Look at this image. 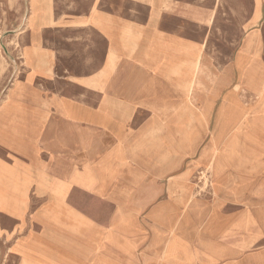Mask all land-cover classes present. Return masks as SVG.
<instances>
[{
    "label": "crops",
    "instance_id": "crops-1",
    "mask_svg": "<svg viewBox=\"0 0 264 264\" xmlns=\"http://www.w3.org/2000/svg\"><path fill=\"white\" fill-rule=\"evenodd\" d=\"M245 1L39 0L0 103V264H264V178L223 130L264 69Z\"/></svg>",
    "mask_w": 264,
    "mask_h": 264
},
{
    "label": "rangeland",
    "instance_id": "rangeland-1",
    "mask_svg": "<svg viewBox=\"0 0 264 264\" xmlns=\"http://www.w3.org/2000/svg\"><path fill=\"white\" fill-rule=\"evenodd\" d=\"M38 5L39 0H0V103L8 99L9 89L25 75L24 45L30 26L37 23ZM238 27L226 26V40L239 36L242 42L245 40L248 31L239 30ZM263 28L264 26H257L256 29L261 33ZM226 53H231L227 46ZM260 53L264 60V43ZM255 74L257 77L263 76L264 69H257ZM251 92L253 94L247 96V102L251 103L253 108L251 107V111L245 114L240 126L233 127L232 124L224 134L230 137L236 134L237 145H240L237 150L246 152L247 155L251 154V159L247 155L244 159L241 158L240 165H246L248 168L256 166L257 178L263 179L264 174L260 173L264 172V93L259 95L252 89ZM233 146V139H228L225 143V152L231 153L234 150ZM204 176L205 184H208L209 178ZM203 190L202 194L208 193L207 190ZM198 191L202 190L199 188Z\"/></svg>",
    "mask_w": 264,
    "mask_h": 264
},
{
    "label": "bare ground",
    "instance_id": "bare-ground-1",
    "mask_svg": "<svg viewBox=\"0 0 264 264\" xmlns=\"http://www.w3.org/2000/svg\"><path fill=\"white\" fill-rule=\"evenodd\" d=\"M216 5V4H215ZM24 19V18H23ZM245 30V29H244ZM250 76L249 79H248V84H249V87L255 91V92H258L259 95H262L264 93V75L261 76V77H257L256 74H254L253 72L250 73ZM239 88V87H238ZM1 94V93H0ZM203 115V114H202ZM225 115L226 116H230V121H229V124H226L224 126V132L227 131V129L229 127L232 126L233 124V117H232V111H229V110H225ZM206 122V121H205ZM221 143V142H220Z\"/></svg>",
    "mask_w": 264,
    "mask_h": 264
}]
</instances>
